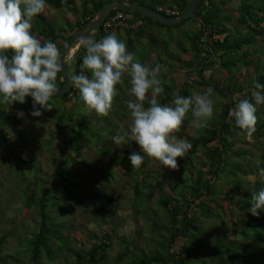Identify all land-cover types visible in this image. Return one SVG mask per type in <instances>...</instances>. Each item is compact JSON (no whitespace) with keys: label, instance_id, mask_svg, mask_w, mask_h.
Here are the masks:
<instances>
[{"label":"trees","instance_id":"1","mask_svg":"<svg viewBox=\"0 0 264 264\" xmlns=\"http://www.w3.org/2000/svg\"><path fill=\"white\" fill-rule=\"evenodd\" d=\"M111 1L113 0H45V10L34 18L31 34L40 39L42 45L51 40L59 47L75 31L94 19L99 10ZM117 1L141 5L158 11L163 16L175 18L191 0ZM234 1L237 3L235 16L230 12L222 15V0H202L197 10L198 19L189 18L174 26L179 29L193 22L197 29L194 27L193 30L173 34L174 38L177 36V44L172 54L168 49L164 51L160 42L151 37L150 45H158L166 59L170 58L173 65L170 73H179L181 76L178 84L175 79H171L172 87L164 88V95L157 97L162 105L170 104L175 93L189 96L193 92L203 93L208 88L213 89V100L218 97L224 100H221L207 126L198 128L197 135L189 139L191 150L181 160L178 158L180 171L162 175L159 170L148 169V162L145 160L140 168L133 171L128 156L132 153L129 149L137 148L134 145H127L122 152L117 151L116 154L111 150L114 148L111 145L104 146V149L97 147L99 154L95 151L92 154V164H106L110 161L108 164L119 171L121 179L128 178L129 175L138 176L139 180L133 191L127 181L117 192L130 189L128 194L133 192L134 199L141 205L135 209L125 196H118V199L125 198L127 209L135 219L144 216L150 227L149 235H143L138 240L141 229L131 240L116 234L119 223L110 216L119 210L118 203L122 201L114 203L116 200H111L106 188L111 187L112 175L105 173L100 176L98 188L89 191V196L98 202L104 203L107 200L111 203L107 208H97L98 212L92 217L97 222L100 233L97 235L92 231L82 239L75 235L70 237L73 225L69 228L68 222L72 210L67 204L73 201L76 203L77 195L81 194L79 188L82 186L85 191L86 182L83 177L82 183L75 186L77 176H73L69 169L71 165L85 163L81 158V150L87 143L91 144L96 132L89 118L71 117L66 126L55 128L56 134L47 140L53 144L55 135L62 138L59 147L61 156L56 168L50 174H45L44 179H30L28 184H23L24 192L20 201L24 208L35 210L38 222L31 233L22 230V226L19 228L25 236L21 244L22 250H16L13 255L3 254L4 261L15 264H52L60 256H66L74 264H108L106 259L109 252L106 251L116 244L120 247V252L113 258V264H264V211L260 212L259 217L248 211L252 192L264 188V179L260 177V171L264 169V104L257 106L256 132L252 137L243 133L236 126L234 117L229 116L235 109L234 95L240 94L242 98L251 100L254 82L264 85V0ZM50 9L60 14L68 12L72 18H65L64 25L58 27L54 16L49 13ZM117 13H121L123 18L115 19L106 29L102 25L96 40H102L112 33L119 39V31L122 30L123 35H127L129 52L143 36V27L154 26L158 31L171 28L139 14L119 10L112 11L103 24ZM94 32L95 29L85 35L91 36ZM218 36H222V39H216ZM75 44L76 42L73 46ZM67 53L68 50L62 53L63 60ZM5 55L11 60L14 53L9 51ZM85 55L86 49L80 43L71 58L64 62L69 75L70 71L73 76L80 74ZM147 56L146 53L139 62L143 64ZM155 58L156 61L149 67L160 64L163 70L167 63H163L161 57ZM207 72L210 74L207 75ZM84 74L91 77V73L86 70ZM56 83L60 89L63 85L61 73L58 74ZM30 98L26 97L25 101ZM150 98L151 95L149 100ZM58 100L70 105V115H73V109L85 107L79 90L72 83L70 91ZM252 102L255 103L254 100ZM16 110L18 111L14 106L9 110L0 107V125H9L14 130L19 125L24 126ZM192 120L191 113L187 114L180 132L176 134L182 136ZM9 146L10 139L0 131V149L7 152ZM91 148L95 150L93 141ZM12 156L13 160L29 164L27 160L17 157L13 150ZM30 165L35 169L34 173L40 170V165L33 161ZM225 172L229 181L223 180L221 174ZM150 173L155 176L150 177ZM250 176L255 177L254 182L249 181ZM149 206L155 210H143ZM99 212L107 215L101 219ZM57 217L64 220L59 219L57 222ZM13 225L18 224L14 222ZM226 230L235 234V240L225 237ZM84 240L91 243L83 244ZM248 240H252L251 243ZM5 242V236H2L0 250ZM71 243L85 246V249L79 251Z\"/></svg>","mask_w":264,"mask_h":264},{"label":"clouds","instance_id":"2","mask_svg":"<svg viewBox=\"0 0 264 264\" xmlns=\"http://www.w3.org/2000/svg\"><path fill=\"white\" fill-rule=\"evenodd\" d=\"M44 10L45 0H0V103L24 104L25 98L31 97L33 116L42 115L41 109L53 110L50 101L59 93L57 76L63 71L57 45L51 40L42 45L41 40L31 34L34 18ZM81 43L86 55L82 71L72 77L71 83L79 90L87 110L98 117H108L118 94L116 86L122 82L124 73H130V94L135 99L126 101V106L132 124L123 135L117 133L113 142L120 145L127 137L139 146L144 155L132 152L128 156L134 170L143 165L145 155L164 168L178 170L177 158H184L192 144L175 134L180 132L189 113L196 127L207 126L214 114L213 89L193 92L189 96L175 93L171 104L162 105L157 99L164 92L160 79L162 65L150 68L140 63L115 33L102 40L82 38ZM9 51L14 53L11 60L5 55ZM84 70L91 73V78L84 74ZM149 93L150 106L146 108L144 103ZM251 97L250 100L240 94L234 95L235 109L229 114L248 137L256 132L257 106L264 104V85L254 82ZM36 105L40 108L37 109ZM18 116L23 117V113ZM260 177L264 179V169L260 171ZM249 181L254 182L255 177L250 176ZM248 211L256 217L264 211V188L252 192Z\"/></svg>","mask_w":264,"mask_h":264},{"label":"rangeland","instance_id":"3","mask_svg":"<svg viewBox=\"0 0 264 264\" xmlns=\"http://www.w3.org/2000/svg\"><path fill=\"white\" fill-rule=\"evenodd\" d=\"M222 4V6L224 7V9L222 10V15H227V13L230 12L231 15L235 16V8L237 6V3L234 0H222ZM169 12L170 11H168V13ZM49 13L54 16V20L58 27H62L64 25L65 18H72V15L68 12L60 14L50 9ZM194 27L197 29V26L193 22H190L189 24L187 23L184 27H181L179 29H175L174 26H171L169 30L163 29L160 31L156 30L154 26H145L143 27L145 32L143 36L140 37L139 43H137L134 49L130 52L134 53L139 61H142L147 53L149 57L147 56V59L143 64L148 67L156 61L155 57H161L163 63H167L166 67L161 71V80L163 87H172L171 79H175L176 84H178L180 82L179 80L181 76L179 73H170V70H173V65H171L170 58L166 59V55H164L162 48H165L164 51H167L168 49L169 53L172 54L177 44V40L175 39L177 36L174 38V36L172 35L181 31L193 30ZM87 32L89 31H86L85 33ZM118 37H121L119 39L126 43L128 49L127 35H123V31L120 30ZM151 37H153L152 39L158 40L162 48H160L158 45L151 46ZM132 39L134 42L135 34L132 35ZM216 39L221 40L222 36H218L216 37ZM79 44V42H76V44L71 48V50H73L72 54L76 51ZM160 54H162V56ZM70 58V51H68L64 59L65 62ZM167 61H169V63ZM206 74L208 75L210 74V72H207ZM69 77L72 80L73 75L71 71ZM116 88L118 94L114 98L112 111L106 118L98 117L94 112L88 111L87 108L83 106H80L78 110L72 108L73 115H70L68 113V108L70 107V105L62 103L61 100L58 99H53L52 101H50L53 104L52 111H44L41 109L42 115L40 116L31 115L34 107L32 98L26 100L24 104H20L19 102H15L12 105H5L3 103H0V107L6 108L8 110L9 108H11V106L17 108V115L18 113L22 112L23 117H21L20 121L24 122V126L19 125L15 130L9 125H0V131L2 132V134L6 135L11 141V146L7 148V152L3 149H0V238L2 236H5L6 241L4 245H1L0 264H15L13 262L9 263L4 261L3 254L8 253L10 255H13L16 250H22L21 244H23L25 236L23 234V231L21 233L19 228L22 226V230H26L31 233L33 227L38 222L35 210H28L24 208L22 202L20 201L24 192L23 184H28L30 182V179L34 181L38 180L39 177H41V179H44L45 174H50L53 171V168H56L57 161L61 156V148L59 147L62 144V138L55 135L53 144L47 142V140L49 139V137H51V135L52 137H54V134H56L55 128L58 127L59 129H61L60 126H66V122L69 121L71 117L82 118L81 116H84V118L86 119L89 118L91 123L94 124V131H96L97 133H94L95 136L94 139H92L93 143H95V150H92L91 148L92 141H90L91 144L87 143L85 145V148L81 150V158L85 163L83 164L80 162V164L71 165L69 169L73 176H77V179L73 178L76 179L75 186H78V184L82 183L83 177L84 181L86 182L84 185L85 191L82 186L79 188V192H81V194L77 195L78 199L76 200V203L73 201L72 203L70 202L67 204V206L71 207L72 210L68 222L69 228H71V226L73 225L70 237L75 235L78 239H82L87 235H90L92 231L97 235L100 233L98 224L92 217L98 212L97 208H107L111 205V203L107 200H105L104 203L98 202L94 197L91 198L89 196V191L98 188V185L101 182L100 176L101 174L104 175L105 173L112 175V182H110L111 187L109 186L108 182L105 183L110 187L106 188V190L109 192L108 195L112 197L111 200H116L114 201V203H117V201H122L118 203L119 210L112 216H110V218L117 220V222L119 223L116 234L119 237H124L127 240H131L134 235L138 233V230L141 229V234L137 238L138 240H140L143 235H149L150 227L147 226V222L144 220V216H140V219H135L133 217V213L129 209H127L126 200L128 202H131V204L135 206V209L139 207V205H141V203L137 202L134 199L133 192L131 194H128L130 189H127L128 192H117V190L123 187L127 183V181L130 182L131 190L133 191V187L136 181L139 180L138 176L129 175L128 178L124 177L123 179H121L122 176L119 174V171L116 170V168H112L111 164H108L110 161H107L106 164L103 163L97 165L92 164L90 161L91 159H93L92 154L94 151L99 154L97 152V147L103 148L104 146L109 147L110 145L114 147L111 150H114L115 154L117 153V151L122 152L124 148L127 147V145H134V147L137 146V148H131L129 150H131L132 152H140L141 155H144V153L139 149V146L127 137L125 138V142L120 145H117L113 142L112 138L117 135V133L123 135L124 132L129 130L130 125L132 124L130 112L126 106V101L135 99V97L130 94V73L126 72L123 74L122 82L118 84ZM150 95L151 93H149V96ZM163 95L164 94H161L160 96ZM149 96L144 103V106L146 108L150 106L148 102ZM221 100L223 99H221L220 97L214 100V111L218 110L221 104ZM35 107L37 109L40 108L39 105H36ZM96 116L98 117V119ZM96 119L97 121L95 122ZM197 129L198 127L193 124L192 120L191 122H189L188 126H186L185 131L182 132V136H178V134L176 135L178 138H185L189 141L190 138L197 135ZM58 132L61 131L59 130ZM12 150L13 153L17 155V157L27 160L29 164H22L18 160H13L14 157L12 156ZM110 154H108L107 156L109 157ZM179 159L181 160L182 158ZM144 160L148 162V169L159 170L158 172L160 174L166 176L170 174H176L181 169L178 158V170L164 168L163 165H161L158 161L150 160L146 155L144 156ZM32 161L38 164V166L40 165V170L38 169V172L34 173L35 169L33 170V166L30 165V162ZM193 163H195V160H193ZM186 167L187 166H185V169ZM110 169L114 170L111 171ZM107 171H109V173ZM226 173L227 172L221 175L224 178L223 180L229 181V178H226ZM152 176H155V174L150 173V177ZM99 179L100 181L98 182ZM93 194L94 193H92V195ZM118 196H125L126 200L124 197H121L122 200L118 199ZM131 209L134 210V208ZM143 210L152 211L155 209L153 207L151 209V207L149 206L145 207ZM99 215L102 219L105 218L107 213L99 212ZM56 219L57 222L59 221V219L64 220L61 217H57ZM14 222H16L18 225L14 226ZM224 235L227 239L235 240V234L229 230H226L224 232ZM251 241L252 240H248L247 242L251 243ZM89 243L91 242L87 240H84L83 242V244ZM71 246L79 251L85 249V246L80 247L77 243H71ZM106 252H109L106 262L108 261V264H113V258L116 257L117 253L120 252V247L114 244L113 248H110ZM24 263L26 262H23V264ZM52 264H74V262L70 258L68 259L66 256H60L59 260L54 261V263Z\"/></svg>","mask_w":264,"mask_h":264},{"label":"water","instance_id":"4","mask_svg":"<svg viewBox=\"0 0 264 264\" xmlns=\"http://www.w3.org/2000/svg\"><path fill=\"white\" fill-rule=\"evenodd\" d=\"M202 0H191L189 5L185 8V10L177 17L170 18L167 16H163L158 11H153L149 8H145L141 5H135V4H127V3H121L117 0H113L109 2L108 4L104 5L94 19H92L87 25H85L83 28L75 31L70 39L63 45L59 46L61 55L64 51L68 50L70 51L73 44L75 42L81 43L82 38H91L93 40H96L99 34L101 33V28L104 23V20L106 17L114 10H119L122 12H132L139 14L141 16L147 17L153 21H156L162 25L165 26H177L180 25L183 21L189 19V18H199L197 15V10L201 4ZM95 29V32L91 36L85 35L86 31H90ZM72 56V55H71ZM63 62V71H61L62 81L63 85L59 90V93L56 97L53 99H58L63 97L65 94H67L71 89V79L69 77V74L67 72V69L64 65V60L61 58Z\"/></svg>","mask_w":264,"mask_h":264},{"label":"built area","instance_id":"5","mask_svg":"<svg viewBox=\"0 0 264 264\" xmlns=\"http://www.w3.org/2000/svg\"><path fill=\"white\" fill-rule=\"evenodd\" d=\"M117 18H121L122 19L123 18L122 14L121 13H117L114 17H111L105 24H103L104 29L109 27L110 23L113 22Z\"/></svg>","mask_w":264,"mask_h":264},{"label":"bare ground","instance_id":"6","mask_svg":"<svg viewBox=\"0 0 264 264\" xmlns=\"http://www.w3.org/2000/svg\"><path fill=\"white\" fill-rule=\"evenodd\" d=\"M73 50H70V55H72Z\"/></svg>","mask_w":264,"mask_h":264}]
</instances>
